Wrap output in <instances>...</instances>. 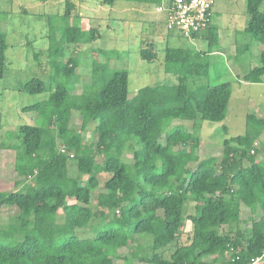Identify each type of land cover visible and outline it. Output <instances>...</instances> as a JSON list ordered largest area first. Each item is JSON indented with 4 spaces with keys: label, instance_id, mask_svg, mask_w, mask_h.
Listing matches in <instances>:
<instances>
[{
    "label": "trees",
    "instance_id": "1",
    "mask_svg": "<svg viewBox=\"0 0 264 264\" xmlns=\"http://www.w3.org/2000/svg\"><path fill=\"white\" fill-rule=\"evenodd\" d=\"M115 1L104 4L114 6ZM123 1L158 6L162 2ZM246 1L247 24L235 33V40L243 35L248 42L245 47L236 45V58L250 51L252 42L262 46L260 65L244 77L259 83L264 76V0ZM72 6L67 2L65 16H71ZM220 32L212 20L193 34L192 39L207 43L205 51L167 46L165 71L178 83L144 87L132 96L129 72L111 70L109 62L97 61L91 84L82 94H74L79 62L69 59L64 64L57 60L64 49L50 48L49 57L57 56L53 67L63 80L53 92L42 79L29 80L23 94L48 93V98L25 106L24 112L37 114L35 123L7 133L8 139L15 134L13 143H0V152L15 153L19 177L15 191H0V211L17 210L0 228V264H116L117 260L130 264L129 256L146 264H248L264 258V217L253 221L248 237L240 230L235 240L220 232L240 222L242 205L253 213L260 207L264 213V162L256 161L253 149L264 131V118L248 116L247 132L224 140L221 159L201 160L200 135L183 124L171 127L174 120L192 122L198 130L203 121H225L232 83L195 80L208 78L209 58L218 52ZM97 36V29L71 26L63 41L92 43ZM8 48L7 35L0 29V79L8 70ZM140 52L149 63L157 58L153 43ZM76 112L81 117L79 131L72 124ZM91 123H96L95 140L87 144ZM223 129L227 132L226 126ZM125 155L133 163L124 161ZM102 173L111 175L103 185ZM191 200L196 213L188 217L193 230L184 244L181 229ZM105 210L112 218L93 228L94 237H83L93 221L105 217ZM143 237L149 242H142ZM122 248L131 249L129 256L119 254Z\"/></svg>",
    "mask_w": 264,
    "mask_h": 264
},
{
    "label": "rangeland",
    "instance_id": "2",
    "mask_svg": "<svg viewBox=\"0 0 264 264\" xmlns=\"http://www.w3.org/2000/svg\"><path fill=\"white\" fill-rule=\"evenodd\" d=\"M67 2L73 5L70 17L65 16ZM113 5L104 4V0H0V29L6 33L9 46L8 70L4 78L0 79V143H13L15 134L8 139L7 133H17L21 126L35 123L37 114L24 112L25 106L48 98V93L36 96L23 94L22 87L29 80L40 78L45 82L47 89L53 92L63 80L53 67L52 60L57 56L49 57L52 46L54 47L51 52L64 49L62 57L57 58L58 61L65 64L69 59H76L79 62L77 74L80 79L73 90L77 95L82 94L84 87L91 84L96 61L109 62L111 70H127L129 92L132 96L144 87L160 83H178L176 76L165 71L164 54L167 46L194 51L208 49L207 43L202 38L186 39L178 31H169L167 15L157 12L158 4L145 6L136 2L117 0ZM246 14V0H217L213 24L222 31L223 39L227 40V36L235 38V33L244 30L247 24ZM71 26L83 30L97 29L99 36L92 43H65L63 41L65 30ZM234 42L235 46L231 45L232 50L227 56L225 55L226 57L215 53V56L209 58L211 71L208 78L195 79L198 84L232 83L236 93L231 97L225 121L218 123L203 121L199 130L192 122L187 121L174 120L171 125L173 128L183 124L200 135L198 155L201 160L212 157L221 159L224 140L243 136L247 132L248 116L264 118V83H255L248 87L242 84L251 67L260 65V44L252 42V49L244 51L242 56L236 58V45L245 47L248 41L246 36L238 35ZM150 43L154 44L157 54L156 60L152 63L143 60L140 55V51L149 48ZM220 50L221 46L217 51ZM226 51H229L228 48ZM107 57H110L109 61ZM190 85L195 86L194 82H190ZM72 124L77 131L81 129L79 113H73ZM223 126L227 127V132ZM95 127L96 123H91L87 127V144L95 140ZM253 149L256 153V161L264 162V131L257 138ZM123 160L133 163L129 155H125ZM14 161V152L5 150L0 152L1 192L15 191V182L19 177L15 171ZM97 161L101 162V158L98 157ZM191 168H196V165ZM99 177L103 185L111 175L102 173ZM95 194L97 193L93 194V206L96 204ZM105 212V217L93 221L88 229L81 233L83 237H94L93 228L106 224L112 218L111 212L107 210ZM195 213L196 203L191 200L185 210L181 243L185 244L192 233L193 226L188 217L194 216ZM16 214L17 210L14 208L2 209L0 228L7 226L9 218ZM263 217L264 213L260 207L253 213L250 208L242 205L240 222L224 226L220 232L235 240L240 230L244 232L245 237H248V230L251 229L253 221ZM141 241L147 243L149 238L143 237ZM130 251L129 248H122L119 254L129 256ZM169 255L170 252H167L166 256ZM129 258L130 264H146L131 256ZM206 261L211 262V259ZM115 263L128 264L125 260H117Z\"/></svg>",
    "mask_w": 264,
    "mask_h": 264
},
{
    "label": "built area",
    "instance_id": "3",
    "mask_svg": "<svg viewBox=\"0 0 264 264\" xmlns=\"http://www.w3.org/2000/svg\"><path fill=\"white\" fill-rule=\"evenodd\" d=\"M217 0H163L157 12L167 15V29L178 31L185 38L204 30L212 23ZM239 260V257H237ZM264 258H254L248 264H264Z\"/></svg>",
    "mask_w": 264,
    "mask_h": 264
},
{
    "label": "crops",
    "instance_id": "4",
    "mask_svg": "<svg viewBox=\"0 0 264 264\" xmlns=\"http://www.w3.org/2000/svg\"><path fill=\"white\" fill-rule=\"evenodd\" d=\"M162 2H163V0H162ZM161 2V3H162ZM140 5H143V4H140ZM145 5V4H144ZM146 6V5H145ZM156 23V22H155ZM154 23V24H155ZM164 26H165V21H164ZM166 27V26H165ZM224 37H225V35H224ZM234 40H235V38H232V37H230V36H227V40H225V39H223V33H222V31L220 32V46H221V50L220 51H218L217 52V54H219V55H221V56H224V57H226L228 54H229V52H231V45H233V44H235V42H234ZM233 46H235V45H233ZM228 48V50L229 51H226V49ZM222 49H225V51H222ZM259 49H260V51L262 50V46L260 45L259 46ZM226 55V56H225ZM230 65V64H229ZM257 66V65H256ZM256 66H254V67H256ZM253 67H251V69H252ZM231 72V71H230ZM232 73V72H231ZM261 83H264V76L262 77V80H261V82H259L258 84H261ZM242 84H244L246 87H248V86H250V85H253V84H255V83H252V82H249V81H245V80H243V83ZM232 89H233V87H232ZM234 93H236L235 91H234V89H233V92H232V96L234 95ZM231 100V99H230Z\"/></svg>",
    "mask_w": 264,
    "mask_h": 264
}]
</instances>
